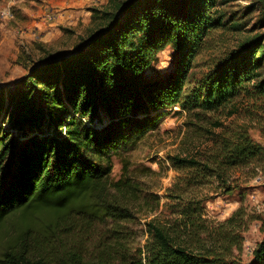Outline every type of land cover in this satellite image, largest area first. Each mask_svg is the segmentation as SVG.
<instances>
[{"label":"trees","instance_id":"obj_1","mask_svg":"<svg viewBox=\"0 0 264 264\" xmlns=\"http://www.w3.org/2000/svg\"><path fill=\"white\" fill-rule=\"evenodd\" d=\"M220 1L92 6L94 27L71 51L31 62L17 82L0 87V264H264V222L243 262L234 251L244 211L216 222L204 215L205 187L230 194L239 187L236 171L264 169V147L249 126L215 122L222 129L207 130L211 144L199 155H169L179 174L163 203L128 153L174 106L202 129L209 113L242 98L264 124L262 34L194 69L227 22ZM167 46L173 68L149 74ZM114 157L122 165L117 179ZM142 211L145 239L137 242Z\"/></svg>","mask_w":264,"mask_h":264},{"label":"rangeland","instance_id":"obj_2","mask_svg":"<svg viewBox=\"0 0 264 264\" xmlns=\"http://www.w3.org/2000/svg\"><path fill=\"white\" fill-rule=\"evenodd\" d=\"M8 0H0V9L7 5ZM108 0H98V4H107ZM95 2V1H94ZM52 7V2H47ZM74 8V7H72ZM218 10L227 21L223 29L211 34L206 48L196 58L194 69L205 70L209 60L222 52L237 47L247 41L254 34L264 36V0H221ZM23 10L17 7V1L12 3L11 16H0V87H8L26 73V66L53 56H60L71 51L79 41V36L85 35L91 26V19L78 20L72 24L62 23L58 30H37L35 34L21 32L20 26L31 25L33 19H27ZM91 17V15H90ZM33 26V25H32ZM94 27L91 26L92 29ZM73 30V31H71ZM32 32H35L32 30ZM73 32V33H72ZM264 41V37H263ZM175 52L167 46L161 50L148 70L149 74H164L173 68ZM174 106L172 111L163 118L159 127L139 139L129 150L131 168L138 167L137 176L145 182L146 187L162 196L161 203L166 201L165 191L175 181L179 174L168 161L169 155H199L211 141L207 130L218 132L221 126L245 124L249 126L251 136L264 147V124L256 119L254 105L246 99H238L232 105L214 113H209V119L203 122L204 128L199 129L189 124V116ZM19 136V132H16ZM121 162L118 157L113 158L111 176L117 179L121 174ZM152 168V172H143L141 168ZM238 177V189L230 194L208 191L209 199L204 204V215L212 222L222 221L237 208L245 213L242 244L234 251L243 262H248L256 243L263 237L264 222V169L248 167L235 172ZM162 209V207L160 208ZM140 220L134 225L137 229V242L145 239L143 227V211L139 214ZM152 216V214H151ZM142 220V221H141ZM10 225H6L8 233ZM5 231V230H4ZM1 250V241H0Z\"/></svg>","mask_w":264,"mask_h":264},{"label":"crops","instance_id":"obj_3","mask_svg":"<svg viewBox=\"0 0 264 264\" xmlns=\"http://www.w3.org/2000/svg\"><path fill=\"white\" fill-rule=\"evenodd\" d=\"M17 7L23 10L27 19H33L32 24L20 26L21 32H26L31 27V31L25 33L35 34L39 29L43 32L58 30L62 23L72 24L80 19L87 21L91 19L92 6H99L98 0H15ZM95 1V2H94ZM47 2H52L50 7ZM74 7V8H72ZM54 15L50 21L48 15ZM89 22V20H88ZM33 25V26H32ZM63 25V24H62ZM34 30L35 32H32Z\"/></svg>","mask_w":264,"mask_h":264},{"label":"built area","instance_id":"obj_4","mask_svg":"<svg viewBox=\"0 0 264 264\" xmlns=\"http://www.w3.org/2000/svg\"><path fill=\"white\" fill-rule=\"evenodd\" d=\"M12 3H15V0H8L7 5L2 7L3 9H0V16H6L9 17L11 16V8H12ZM49 20L51 21L54 18L53 13L48 15Z\"/></svg>","mask_w":264,"mask_h":264}]
</instances>
